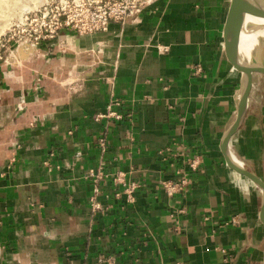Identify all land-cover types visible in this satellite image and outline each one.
<instances>
[{"label": "crops", "instance_id": "crops-1", "mask_svg": "<svg viewBox=\"0 0 264 264\" xmlns=\"http://www.w3.org/2000/svg\"><path fill=\"white\" fill-rule=\"evenodd\" d=\"M224 4L152 0L0 61V264H264L261 194L221 164Z\"/></svg>", "mask_w": 264, "mask_h": 264}, {"label": "built area", "instance_id": "built-area-1", "mask_svg": "<svg viewBox=\"0 0 264 264\" xmlns=\"http://www.w3.org/2000/svg\"><path fill=\"white\" fill-rule=\"evenodd\" d=\"M152 0H43L36 9L23 12L22 17L11 25L8 36L0 41V61L19 49L37 47L43 42L50 46L61 45L59 37L68 31L77 34H92L103 31L111 21L123 22L135 16ZM5 50L7 53L5 54ZM122 115L110 106L104 112H98L97 118H120ZM192 170L196 168L195 159L188 163ZM101 168V167H100ZM102 172L91 170L90 176L100 177ZM121 176L114 177L122 181ZM136 183L126 185L130 196ZM168 194L179 186L175 182L163 183Z\"/></svg>", "mask_w": 264, "mask_h": 264}, {"label": "water", "instance_id": "water-1", "mask_svg": "<svg viewBox=\"0 0 264 264\" xmlns=\"http://www.w3.org/2000/svg\"><path fill=\"white\" fill-rule=\"evenodd\" d=\"M248 0H225L222 17V47L238 84L236 112L233 122L224 130L220 141L221 164L227 175L245 190L261 194L257 230L264 246V175L262 177L240 162L231 151L232 141L246 122L252 101L253 77L264 75V35L258 36L252 47L243 44L242 9ZM250 5V4H249ZM264 13L263 8H259ZM260 12V13H261ZM240 164V166H239ZM264 248V247H263Z\"/></svg>", "mask_w": 264, "mask_h": 264}, {"label": "rangeland", "instance_id": "rangeland-1", "mask_svg": "<svg viewBox=\"0 0 264 264\" xmlns=\"http://www.w3.org/2000/svg\"><path fill=\"white\" fill-rule=\"evenodd\" d=\"M43 0H0V41L8 36L11 25L23 12L36 9ZM35 57L39 51L33 49ZM7 53V50L4 52ZM37 54V55H36ZM251 107L239 135H236L234 151L241 162L255 163L259 173L264 171V75L253 77Z\"/></svg>", "mask_w": 264, "mask_h": 264}, {"label": "bare ground", "instance_id": "bare-ground-1", "mask_svg": "<svg viewBox=\"0 0 264 264\" xmlns=\"http://www.w3.org/2000/svg\"><path fill=\"white\" fill-rule=\"evenodd\" d=\"M259 8L264 9V0H248L242 9L243 44L248 48L253 46L258 36L264 35V13Z\"/></svg>", "mask_w": 264, "mask_h": 264}]
</instances>
